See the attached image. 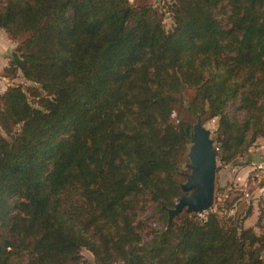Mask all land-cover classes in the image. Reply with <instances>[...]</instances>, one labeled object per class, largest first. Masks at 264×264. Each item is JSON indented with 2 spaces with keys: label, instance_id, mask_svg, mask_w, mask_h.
Instances as JSON below:
<instances>
[{
  "label": "trees",
  "instance_id": "obj_1",
  "mask_svg": "<svg viewBox=\"0 0 264 264\" xmlns=\"http://www.w3.org/2000/svg\"><path fill=\"white\" fill-rule=\"evenodd\" d=\"M171 3L167 31L130 0H0V34L22 39L6 76L35 85L0 95V264H264L243 218L168 215L193 143L171 119L186 89L187 114L218 120L221 164L264 137V0ZM146 202L165 220L148 240Z\"/></svg>",
  "mask_w": 264,
  "mask_h": 264
},
{
  "label": "rangeland",
  "instance_id": "obj_2",
  "mask_svg": "<svg viewBox=\"0 0 264 264\" xmlns=\"http://www.w3.org/2000/svg\"><path fill=\"white\" fill-rule=\"evenodd\" d=\"M130 2L134 6L147 4L158 9L164 14L163 24L166 30L171 31L173 29V14L168 11L169 5L172 4L171 0H130ZM21 42L22 39L15 41L4 30L1 31L0 95L5 93L9 87L22 86L24 89H28L35 86L31 82L26 81L20 73L15 79H10L5 73V70L10 66L11 60L16 55V48ZM194 96V89H186L184 91V106L176 110L171 117L174 123L178 124L181 119H184L190 121L194 128L200 123L187 114V110L185 109ZM30 100L36 103L32 98H30ZM228 114L231 116H241L233 107L228 109ZM202 126L211 132V138L214 140V149L216 147L220 148L219 141L217 140L218 120H210L202 124ZM192 145L193 143L189 146L186 154L187 162L183 166V170L187 175L183 179H180L181 186L187 182V176L191 173L187 168V164L190 162L189 150ZM262 161H264V137H260L257 140L256 144L250 149L246 156L240 157L235 162L223 165L218 160L215 202L211 208L214 211H218L221 216H236L243 218V220H245V228H254L258 235H264V162ZM217 195L219 199L216 203ZM248 211H251V216L246 217ZM206 214L207 212L198 215H200V218H205ZM137 215V220L141 222L145 240L149 239L148 233L150 229L164 228L165 220L153 203L146 202L142 204L141 208L137 211ZM82 255L87 264H96L94 256L89 251L83 250Z\"/></svg>",
  "mask_w": 264,
  "mask_h": 264
},
{
  "label": "water",
  "instance_id": "obj_3",
  "mask_svg": "<svg viewBox=\"0 0 264 264\" xmlns=\"http://www.w3.org/2000/svg\"><path fill=\"white\" fill-rule=\"evenodd\" d=\"M193 145L189 150L191 173L187 182L182 184V195L173 209L168 210L169 224L185 213L201 214L209 211L215 202L217 156L211 132L198 124L193 130Z\"/></svg>",
  "mask_w": 264,
  "mask_h": 264
}]
</instances>
